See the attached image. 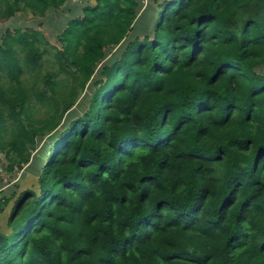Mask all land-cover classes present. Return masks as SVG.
<instances>
[{"label": "trees", "instance_id": "16d2710c", "mask_svg": "<svg viewBox=\"0 0 264 264\" xmlns=\"http://www.w3.org/2000/svg\"><path fill=\"white\" fill-rule=\"evenodd\" d=\"M65 2L0 0V21ZM72 11L53 51L1 35L0 161L37 190L0 185V264H264V0Z\"/></svg>", "mask_w": 264, "mask_h": 264}, {"label": "rangeland", "instance_id": "374dc122", "mask_svg": "<svg viewBox=\"0 0 264 264\" xmlns=\"http://www.w3.org/2000/svg\"><path fill=\"white\" fill-rule=\"evenodd\" d=\"M95 0H66L64 5L53 15L48 14L45 17H37L33 16L29 12H23V11H16V13L8 18L5 21H0V40H1V35L5 32L6 28H9L11 30H15L18 28L21 31H24L26 29H33L36 31H39L47 40L48 45L47 48L50 51H53V49L50 46H55L59 47L60 43L58 42L57 35L60 32L61 28L65 25V21L69 19L72 15V9L75 6H82L86 3H94ZM145 3V0H143ZM115 49L111 50L114 51ZM107 52V50H106ZM112 52H107L106 58L109 59L112 55ZM46 58V57H45ZM49 61L44 60L43 64L41 65L42 69H51V66L49 67ZM45 142L46 144L49 142L47 141V135L43 137L40 143H38V146L36 150L39 149L40 145ZM36 150L34 152H36ZM45 153L43 154V158ZM1 160L5 163V159L2 157ZM41 160V161H42ZM44 162L42 161L41 163H37L35 167L40 168V166ZM17 170H14L13 172H7L3 171V177L0 178V185L3 188V191L6 193L7 187L3 186L5 184L11 183H19L17 186L19 189H24V188H31L34 189L35 191L37 190V175L33 173L32 171H26L20 174L19 176L16 174ZM11 205V202L5 207L9 208ZM13 228V227H12ZM12 229L9 228V233L11 232ZM16 230V229H15ZM10 238H8L9 240Z\"/></svg>", "mask_w": 264, "mask_h": 264}, {"label": "crops", "instance_id": "0c3cea01", "mask_svg": "<svg viewBox=\"0 0 264 264\" xmlns=\"http://www.w3.org/2000/svg\"><path fill=\"white\" fill-rule=\"evenodd\" d=\"M19 175H20V173L18 174V176ZM6 186L7 185H5V187ZM3 188H1V190H3ZM10 208H11V205L9 206V208L8 207L7 208H4L1 211V213H0V231H2V232H8L9 233V226H8L7 221H8V216H9Z\"/></svg>", "mask_w": 264, "mask_h": 264}, {"label": "water", "instance_id": "95a60500", "mask_svg": "<svg viewBox=\"0 0 264 264\" xmlns=\"http://www.w3.org/2000/svg\"><path fill=\"white\" fill-rule=\"evenodd\" d=\"M20 226V222L16 223L13 226V230L17 229ZM9 238V233L8 232H2L0 231V246L4 245Z\"/></svg>", "mask_w": 264, "mask_h": 264}, {"label": "built area", "instance_id": "2783aa9c", "mask_svg": "<svg viewBox=\"0 0 264 264\" xmlns=\"http://www.w3.org/2000/svg\"><path fill=\"white\" fill-rule=\"evenodd\" d=\"M6 162L0 161V178L3 177V171H5Z\"/></svg>", "mask_w": 264, "mask_h": 264}]
</instances>
